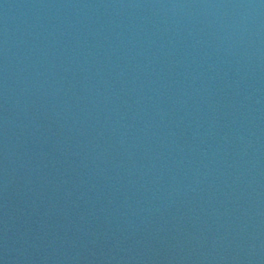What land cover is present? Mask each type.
Wrapping results in <instances>:
<instances>
[{
	"label": "water",
	"instance_id": "obj_1",
	"mask_svg": "<svg viewBox=\"0 0 264 264\" xmlns=\"http://www.w3.org/2000/svg\"><path fill=\"white\" fill-rule=\"evenodd\" d=\"M0 264H264V0H0Z\"/></svg>",
	"mask_w": 264,
	"mask_h": 264
}]
</instances>
